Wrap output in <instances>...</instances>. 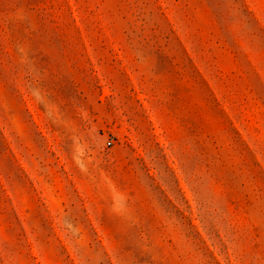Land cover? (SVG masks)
Segmentation results:
<instances>
[{
    "label": "rangeland",
    "instance_id": "1",
    "mask_svg": "<svg viewBox=\"0 0 264 264\" xmlns=\"http://www.w3.org/2000/svg\"><path fill=\"white\" fill-rule=\"evenodd\" d=\"M0 264H264V0H0Z\"/></svg>",
    "mask_w": 264,
    "mask_h": 264
},
{
    "label": "built area",
    "instance_id": "2",
    "mask_svg": "<svg viewBox=\"0 0 264 264\" xmlns=\"http://www.w3.org/2000/svg\"><path fill=\"white\" fill-rule=\"evenodd\" d=\"M107 145L110 146L111 145V142H108Z\"/></svg>",
    "mask_w": 264,
    "mask_h": 264
}]
</instances>
